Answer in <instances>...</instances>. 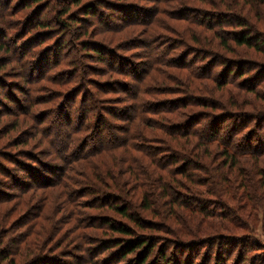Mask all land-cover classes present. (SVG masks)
I'll list each match as a JSON object with an SVG mask.
<instances>
[{"label":"rangeland","instance_id":"obj_1","mask_svg":"<svg viewBox=\"0 0 264 264\" xmlns=\"http://www.w3.org/2000/svg\"><path fill=\"white\" fill-rule=\"evenodd\" d=\"M89 4L94 8V14H86ZM60 5V0L41 3L2 0L0 6V15L6 13L4 20H0V249H9L10 257L16 259L15 264H32L37 259L34 264H139L145 247L120 259L117 252L124 244L116 246L118 242L114 238L122 241V238L130 237L95 224L103 220H120L122 217L111 209L110 204L122 201L133 202L130 203L132 210L147 221L153 220L162 226L169 221L172 225H168L171 232H164L158 225L156 229L139 230L157 241L145 264H166V260H170V264H264L259 263L264 250L247 251L249 247L245 248L241 241L249 237L264 246V151L242 156L233 166L223 160L222 148L210 150L219 154L209 156L207 164L221 193L204 196L207 188L200 187L203 191L200 194L213 201L210 208L212 213L222 212L218 216L171 206L166 198L155 197L157 189L148 187L154 186L149 176H142L143 183L136 190V199L121 193L117 185L129 177L124 169L127 162L132 161L130 154L125 152L131 149L120 141L124 140L127 129L137 130V122L129 127L127 118L133 111L130 107L135 104L136 95L132 90L139 86L140 89L150 86L151 95L146 94L147 105L148 102L158 103L159 109L166 110L169 103L176 100L213 97L221 107L215 110L216 114H247L258 116V121L264 119V0H81L78 4L68 1L63 7L68 8L69 13L62 17L64 19L60 18L68 23L66 29L60 25ZM234 14L244 17L250 24L244 31L255 29L253 35L260 40L261 49L235 46L230 42L232 52L216 45L214 31L225 34L226 30V37L241 31L235 23L233 27L223 23L226 17L232 18ZM84 20L87 28H79ZM40 22L48 25L43 26ZM48 33L56 36L54 42L58 39L62 44L59 54H56L57 47H53L54 42L48 43ZM151 36L170 44L177 40L176 49L169 54L165 44L157 43L151 54L148 44ZM184 41L189 46L192 44L196 57L217 58L216 79L206 77L211 71L205 66L208 58L193 59L197 61L198 78L192 79L190 69L181 67L187 62L183 59L188 52L182 47ZM94 44L112 49L114 53L120 51L119 55L127 61L109 55L106 61L96 62L98 55H94V51L87 50L94 55L90 58L83 51ZM180 49L185 51L184 55L179 53ZM76 58L89 64L88 74L85 67L82 70L80 66L74 68L72 64ZM152 58L160 63L166 59L167 65L161 66L166 71L155 70ZM231 67L237 69L230 74ZM49 68L53 70L46 75ZM168 72L174 78L180 77L181 83L168 78ZM62 75L68 76L63 86L59 85ZM52 76L53 81L49 78ZM80 82L85 88L84 93L97 94L109 106L108 121L113 127L108 131L100 134L91 126L75 131L79 121L77 115H71L70 123L65 118L66 113L61 114L60 121L52 116L45 119V115L53 114V111L56 118L60 115L55 105L61 98L57 92L48 89L52 86L69 91ZM174 85H179V94H169L174 91L168 88L176 89ZM156 89H162V94ZM65 94L69 96L70 93ZM179 110V115L176 112L149 114L151 124L158 127L155 130H147L140 124L151 137L156 133L157 139L151 138V143L163 153L168 151L164 142L171 139L161 128L179 125L187 115L203 109L190 106ZM245 128L242 134L259 132L264 142V130H260L259 124ZM99 141L102 144L98 145ZM70 143L74 149L69 151L63 145ZM137 143L146 146L141 140ZM94 144L97 145L86 153ZM114 144L117 148L111 150ZM173 144L179 146L176 141ZM131 151L138 163L156 167L139 151ZM43 164L51 167L45 169ZM26 166L41 168L48 177L55 179L40 184ZM58 172L62 173L56 178ZM35 174L39 176L38 172ZM194 174L204 173L195 171ZM15 175H20L25 185L30 186L13 182ZM92 181L103 185L104 191L113 192L114 197L110 199L104 195L100 201L98 190L94 192L93 189L84 192L80 200H75L76 204L71 200L72 196L67 198L68 189ZM65 185H68L67 189ZM180 190L188 195L195 192L185 188ZM146 195L154 200L150 210H144L142 206ZM182 228H187L185 235L178 231ZM235 236L237 241L229 240ZM112 238L114 247L106 248ZM164 254L165 259L162 258ZM228 254L230 259L226 260Z\"/></svg>","mask_w":264,"mask_h":264},{"label":"trees","instance_id":"obj_2","mask_svg":"<svg viewBox=\"0 0 264 264\" xmlns=\"http://www.w3.org/2000/svg\"><path fill=\"white\" fill-rule=\"evenodd\" d=\"M43 1H47V0H33L34 3H41ZM68 1L73 2V4H78L79 2H81V0H65L64 2L60 0L61 2L60 8H61L62 15L59 16V21L62 23L60 25L64 27V29L67 28L68 23H66L65 20L61 21V19H64L62 17L69 13V9L63 7L66 3H68ZM1 5H2V0H0V6ZM91 6L92 5L90 4L89 6H87L86 14H94L93 13L94 8H92ZM227 8H229V6ZM5 14L6 13H3V12L1 13L0 20L2 21L4 20ZM223 17H226V16L224 15ZM85 21L86 20L81 22L82 24L79 25V28H87L84 25ZM223 23L231 25L232 27H233V24L235 23V25L240 26L242 29H240L241 31L232 32L229 37H226V34L228 33L226 30H224L225 34L218 32V31H214V34L217 38L216 45L221 46L222 48H226L230 51L232 50V52L234 51V49L230 42L234 43L235 46H248V47H253L256 49H261L260 40L257 38V36H255L256 34L253 35L255 29L253 28L249 32L244 31V29L246 28L248 29L250 25L244 17L234 14L232 18L226 17L225 20H223ZM40 24L43 26L48 25V23L46 22H40ZM86 32L87 31L84 29L83 33L86 34ZM79 34L81 35L82 33L80 32ZM60 36L61 35H59V37ZM46 38L48 40V43L50 42L53 43L54 40L56 39V36L51 33H48ZM157 43L165 44L166 45L165 49L170 54L173 50L176 49L174 47L177 45L176 44L177 40L176 41L173 40L170 44L169 42L167 43L162 38L158 39L157 37L154 38V36H151L150 40L148 41V44H150L151 54H153V45ZM63 44H64V41H63ZM182 44H183L182 47H184L185 50H188V52L184 55L185 51L183 49L182 50L180 49L179 53L181 55L182 54L184 55L183 57L184 60H187L186 63H182L181 67L190 69V74H191L192 79L199 77V73L195 70L196 69L195 62H197L195 60H202V58L204 60V57L206 59L208 58L207 59L208 61L206 60L207 65L205 66H207V68L210 67L211 69L210 73H208L206 77L216 79L217 77H216V74L214 73H215L216 67L218 66L215 63L217 58H215L214 56L207 57V55L196 57L197 52L194 49H192V44L189 43L190 44L189 46L188 43L185 41ZM53 45H55L53 47H57L56 54H59L60 53L59 49H63L62 44L57 39V41H55ZM58 46H61V47H58ZM2 48L7 49L5 48V46H3ZM89 49L94 51V55H98V58L95 59L96 62L106 61V58L109 55L112 58H116L119 61H123V62L127 61L126 59H123L121 55H119L120 51L118 52L115 51L114 53V50L112 51V49L105 48L104 46H100V45L97 46L95 44L93 45V47L86 46L83 49V51H86L85 54L89 56V58L91 56H94L93 54H90V52L87 51ZM154 53H156V51ZM24 60L26 59L24 58ZM89 60H93V59H89ZM152 60H153L152 63H154L153 68L155 70L161 73H163V70L166 71L164 67H161V66L167 65L165 64L167 62L166 59L164 63H160L158 60H155L153 58ZM72 65L74 66V68L75 66L77 67L80 66L81 70H82V67H85V70H87V74L89 73V64L88 63L83 64L82 62H80L79 58H76L74 60V64ZM134 67H135V70L138 69V66L135 65ZM176 67L179 68L180 66L178 65ZM236 69L237 67L236 68L231 67L230 74L232 72H235ZM31 70H34V69L31 68ZM52 70H53L52 68H49V71L46 73V75H48V73L51 72ZM54 76L49 77V78L52 80ZM67 77L68 76L66 75H62L61 77L62 81L59 83V85H62V86L65 85V81L67 80ZM167 77L170 79H175L174 81H176L177 83H181L180 77L174 78L173 74L170 72L167 73ZM79 85L81 87H79ZM179 85L178 86L174 85L176 86V89L168 88L169 90L174 91V92H170L169 94H175V92L179 94V92H181L179 89ZM189 85L191 87L192 82H190ZM139 87L138 89L136 88V90H132L134 96L136 95L135 104L134 106L130 107L133 111H132V114L128 116L127 118V122L130 124L129 127L133 123L137 122V126H136L137 130L134 129L133 127L129 128V131L127 129L124 132V140H121V141L119 140V141L122 142L121 144L123 146L128 147V149H131V150L135 149L139 151L140 153H142L145 157H147L151 161L153 165H156V167H153L152 165L144 166L140 162L138 163L139 160L137 157L135 158L133 156L134 155L133 152L131 150L126 151L125 153L130 154V161L132 162H127V167H125L124 169L125 171L128 172L126 173V175H129V177L125 179L123 183L119 184V182H117V185H119L118 186L119 190L121 191V193L126 194L128 197H129L128 194H130L132 198L136 199L137 198L136 190L141 187L140 183L141 184L143 183L142 182L143 177L148 178L149 176L154 186L148 185V187L157 189V191H155L156 195L154 194L155 197L166 198L168 202L171 204V206L175 205V206L184 207L185 209H190L191 211H199V212L208 214V216H212V217L222 214V212H218V211H215L216 214L212 213L210 207H211V204H213V201H211L207 197H204L206 196V194L214 193L217 195L221 193L219 192V189L216 183H214V181L212 180L214 173L211 167L208 166L207 164L208 163L207 159L209 158V156L213 155V153L215 154H218V153L210 151V150L214 148L216 151V149L222 148L221 156L223 160L226 159L227 163H230L233 166L239 163L238 160H240L242 156L255 155L253 154L255 151L257 153H262L264 151V142H263V139L261 138L260 133L253 131V132H256V134H252L253 132H250L251 134L245 135V134H242V132L243 131L245 132V129H246L245 127L247 126L252 127L254 124H257V125L259 124L260 130H264V119L261 117L262 120L258 121L259 119L258 116L256 117V116H253V115L251 116L247 114L245 115L225 114L223 112L221 114H218V113L216 114L215 110L221 107L217 105L215 101H213L214 100L213 97L210 99L203 97V98H198V99L191 98L190 100H185V101L176 100L175 102L171 104L169 103V106H168L169 108H167L166 110L164 109L165 110L164 111L163 109H159L160 105H158V103L153 104L152 102H148L149 106L147 105V102H146L147 95L146 94H148V96L151 95L149 85L145 87L144 89H140ZM157 88H159V86ZM51 89L53 90V92H57L58 97L61 98L56 104L57 106L55 105V107L59 109V113L57 114H60V115H57V118H56L55 112L53 111L54 115L52 113L50 115H45L46 120H49L50 119L49 116H52V118H54L56 121L57 120L60 121L61 114L66 113L65 118L69 123L72 121L71 115L72 116L77 115L79 121L77 125L74 127L75 131H77L79 128L81 130H87L89 129V126H91L93 128L95 127L94 130H96L98 133L101 134L105 130L108 131L110 129L109 127H113V125H111V123H109L108 121L110 119L107 113L109 106L106 103H104L102 99L97 97V94H94L88 91L84 93L85 88L83 84L81 85V82L75 85L72 88L73 90L71 89L69 91H62L63 89H58L52 86L48 90L51 91ZM146 89H147L146 91L147 93L144 91ZM195 89H196V86H195ZM156 91L162 94V89H158V90L156 89ZM66 92L70 93L69 96L68 94H65ZM72 93H73V96H72ZM64 96L65 97L67 96L68 99L64 98ZM71 97L72 99L70 100ZM190 106L201 107L203 110L197 111V113L193 115H187L186 116L187 119H185L179 125L178 124H176V126L173 125L171 128H164V127L161 128L166 134H168L169 139H171V141L166 139V141L164 142V144H166L168 147V151H166V153H163V150L158 148L157 145H153L154 143H151L153 142L151 138L157 139V135H154L156 133H152L153 137H151V135H149L147 132H145V130L142 129L140 124L143 125L147 130L149 128L155 130L157 126L154 128V125L151 124V122L149 121V117H148L149 114L155 115L161 112H172V113L176 112L175 114L179 115L180 108L190 107ZM236 116H238V118H235ZM240 120L243 121V124H239ZM237 121H238V125H235ZM231 124H232V127L229 128ZM238 126H239L238 128L239 130H236ZM69 134H71V132ZM182 137L183 139H180ZM139 140L145 143L146 146H142L141 143L138 144L137 141ZM173 141H176L179 146L176 147V145L173 144ZM116 143H118V141ZM150 143L152 144V146L150 145ZM100 144L102 143L99 141L98 145ZM95 145L97 144H94L92 147L88 148L86 150V153L92 151ZM243 145H247V146L245 147ZM71 146H72V143H70V145L68 144L63 145V147H67L69 151L74 149L73 146L72 147ZM116 148L117 146L114 144L112 145L111 150H116ZM188 152L190 154H188ZM125 153L123 154L125 155ZM44 166H45L44 167L45 169H49L51 167L48 165L47 166L44 165ZM26 169L28 170L29 174L33 176L35 180L40 182V184L45 185V184L50 183L53 179H55V177L54 178L48 177L47 174H45L46 173L45 170L41 168H36L34 166L32 167L26 166ZM195 171H198L204 174L203 175L194 174ZM35 172H38L39 176H37L36 174L34 175ZM61 173L62 172H58L56 178H59ZM12 177H13L12 178L13 182L23 185V186L25 185V180L20 175H15ZM172 181L175 182V185ZM206 183H208V185ZM29 186H30L29 184L25 185V187H29ZM200 187L207 188L205 195L203 194L204 196L200 194V192H203L201 191ZM65 188L67 189L68 185H65ZM181 188L183 189L185 188L188 190L191 189L195 192L192 194L190 193L188 195L187 193L181 192L180 190ZM93 189H94V192L98 190L97 193H98V196H100L98 200L100 201L103 200L102 197L104 195H107L110 199L114 197L113 192L104 191L105 187L99 183H96L95 181L86 182V185H82L79 188L75 187V188L68 189L66 192L67 193L66 196L67 198L72 196L73 199L71 198V200L74 201V204H76L75 200H80V197L84 194V192H89L90 190L93 191ZM143 201L144 203L142 206L144 210H150L154 200L149 198L148 195H146L143 198ZM130 203H133V202H130ZM130 203L122 202V201L117 202V203L111 202L110 204L111 209L115 210L118 213V215H120L122 218L120 220H109V221L100 220L102 222H98V223L94 222V223L96 224L97 227L106 228L108 230H111V232H114V233L117 232L124 236L130 237V239L122 238V241L118 238H114L115 241L117 240L116 242H118V245L116 246H120L124 244L123 246H121L120 250L117 252V254L120 255L119 256L120 259H124L128 255L134 252H138L140 249L145 247L146 252L144 251V253H142L138 259L139 264H145L148 258L151 256L152 252L155 250L157 241L155 240V237H149L148 234H146L143 231L140 232L139 230L140 229L142 230L151 229V227H154L156 229L162 225L159 222H156L153 220L147 221L144 217H142L141 214L134 212L132 210L133 207L131 206ZM176 219L179 220V217H176ZM166 221H167V218H166ZM167 223L168 224H165L162 226V230L164 232H167V231L171 232L172 229L170 227L172 225L169 223V221H167ZM168 225L170 227H168ZM186 229L187 228H182V229H178V231L179 233L182 232L181 233L182 235L183 234L185 235ZM106 232H109V231H106ZM236 237L237 236H235L234 238H230L229 240L235 242L237 241ZM115 241L112 238V240L108 242L110 246H107L106 248L114 247ZM241 241L243 242V245L245 246V248L249 247L247 251L257 250V249L264 250V246L263 244L260 243V241L258 242L253 239H249V237L247 239L245 238L244 240L242 239ZM17 252L19 251L17 250ZM11 254L12 253L10 252L9 249H6V250L0 249V264H3L5 261H8V264H15L16 259L13 256L10 257ZM229 255L230 254H228V257L226 258V260L230 259L231 255L230 256ZM260 256L262 258H261V261H259V263L264 262V251L262 255ZM162 258L165 259L166 255L164 254ZM245 259H247V257H245ZM37 260H34L32 264L37 262ZM166 264H170V260H166Z\"/></svg>","mask_w":264,"mask_h":264}]
</instances>
